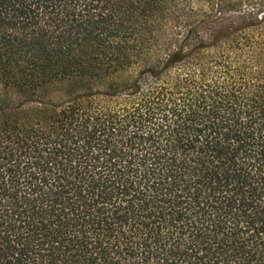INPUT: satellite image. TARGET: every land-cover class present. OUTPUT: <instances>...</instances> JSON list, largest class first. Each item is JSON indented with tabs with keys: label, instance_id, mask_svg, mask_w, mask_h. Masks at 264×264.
<instances>
[{
	"label": "trees",
	"instance_id": "obj_1",
	"mask_svg": "<svg viewBox=\"0 0 264 264\" xmlns=\"http://www.w3.org/2000/svg\"><path fill=\"white\" fill-rule=\"evenodd\" d=\"M0 264H264V0H0Z\"/></svg>",
	"mask_w": 264,
	"mask_h": 264
},
{
	"label": "rangeland",
	"instance_id": "obj_2",
	"mask_svg": "<svg viewBox=\"0 0 264 264\" xmlns=\"http://www.w3.org/2000/svg\"><path fill=\"white\" fill-rule=\"evenodd\" d=\"M205 2L210 6L214 4V0H205ZM217 21H214L216 23Z\"/></svg>",
	"mask_w": 264,
	"mask_h": 264
}]
</instances>
